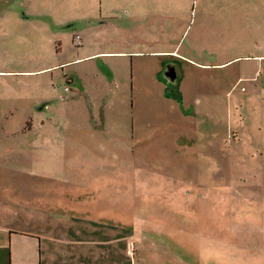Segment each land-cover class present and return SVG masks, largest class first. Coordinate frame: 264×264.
<instances>
[{
    "label": "rangeland",
    "instance_id": "1",
    "mask_svg": "<svg viewBox=\"0 0 264 264\" xmlns=\"http://www.w3.org/2000/svg\"><path fill=\"white\" fill-rule=\"evenodd\" d=\"M0 226L80 264H264V0H0Z\"/></svg>",
    "mask_w": 264,
    "mask_h": 264
},
{
    "label": "crops",
    "instance_id": "2",
    "mask_svg": "<svg viewBox=\"0 0 264 264\" xmlns=\"http://www.w3.org/2000/svg\"><path fill=\"white\" fill-rule=\"evenodd\" d=\"M27 240L16 230L0 226V264H80L66 256L63 260L53 255L44 257L42 240Z\"/></svg>",
    "mask_w": 264,
    "mask_h": 264
}]
</instances>
